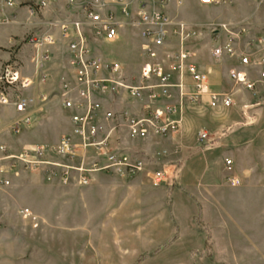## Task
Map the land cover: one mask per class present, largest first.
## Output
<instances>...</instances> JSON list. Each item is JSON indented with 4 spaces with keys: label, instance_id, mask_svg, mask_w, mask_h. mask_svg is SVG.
Segmentation results:
<instances>
[{
    "label": "crops",
    "instance_id": "1",
    "mask_svg": "<svg viewBox=\"0 0 264 264\" xmlns=\"http://www.w3.org/2000/svg\"><path fill=\"white\" fill-rule=\"evenodd\" d=\"M87 1L89 0H75L70 4L68 0H56L44 8H38L35 0H13L12 6H7L4 0H0V73L7 62L16 63L20 76L33 81L32 85L22 89V93L35 99V117L40 112L43 115L41 118L37 117L31 125L15 130L8 126L17 116L10 113L8 108L0 107V157L2 144L51 143L72 131L70 116L74 110L64 107L62 95L66 84H69L70 91L74 94L75 70L71 65V51L68 40L62 35L61 24L82 19L83 7ZM127 1L131 16H125L119 5H110L102 10V17H106L109 10L113 11L118 35L114 40L94 38L91 49L92 54L101 59L103 66L117 62L126 74L132 76L135 74H130L134 72L130 70L129 65H140L138 76L141 66L151 59L145 52L148 41L144 35V26L133 22L137 19L139 6L146 3L147 8L151 9L153 0ZM244 2L233 0L232 3L209 5L202 0H166L163 6L173 22L187 23L188 28L194 31L193 36L187 39L188 49L192 53L191 62L207 74V93L197 92L191 78L175 73L172 78V96L167 100H155L146 92L138 98H132L126 93L95 95V99L102 105L97 121L106 126L108 122L103 113L107 109L127 110L141 115L145 106L151 102L160 105L170 103L175 106L176 116L180 119V129L167 136H149L142 142L146 154L142 157L147 162L145 171L136 176L94 172L91 174L90 183L86 185L78 184L73 177L66 183L58 176H55L57 179H48L45 174L35 170L19 169L17 172L0 173V180H10L9 185L0 184V206L2 193L15 191L18 187L21 189L25 185L19 181L36 176L43 179L48 188L50 185H60L72 193V201L80 206L81 212L76 216L68 215L67 220L88 225L89 228L101 229L106 224L115 225L117 222H131L136 219L141 225H136L135 230L130 228L127 232L122 231L120 238L143 239V244L151 251L162 246L158 254L160 256L180 255L166 261L145 264H193L187 261L186 256L191 255L192 249L204 248L205 235L194 223V218L199 213L204 222L210 224L211 243L214 247L228 249L227 253H232L230 239L233 236L234 218H241L242 221L244 217L248 221L264 223V89L259 84L254 92L234 83L230 77V70L236 68L245 69L251 79H258L259 68H243L238 54L243 53L250 57L264 56V41H261V38H264V1H252L249 7L245 6ZM193 8L205 13V17H199ZM224 12L227 13L226 17H222ZM221 23L234 24L246 30L234 42L236 54H225L217 60L213 55V48L217 40L223 42L228 35L221 33L218 39L211 33L210 28ZM30 35H52L54 41L36 49L25 41ZM179 41V35L170 29L164 48L176 47ZM110 44L118 45L122 50L105 51L103 46ZM45 54L47 58H42L41 69L48 79L40 82L38 62L40 55ZM99 75L108 77L109 73L103 68ZM212 94L228 95L233 103L230 106H212ZM39 95L45 97L41 107L38 106ZM32 125L41 126L40 135L44 139L32 141L27 138ZM200 131H206L208 134V139L204 141L208 142L205 148L195 145L196 133ZM117 132L119 134V129ZM51 136L52 139H49ZM160 139L170 141L171 145L162 148L159 156L153 145ZM226 158L232 159L231 169L225 164ZM151 161L160 162V168H154L155 165ZM3 163L6 162L0 161V165ZM154 169L165 170L167 175L175 169L176 178L174 180L167 176L165 182L155 185L150 175ZM229 177H235L238 183L232 184ZM40 189V186L34 184V191ZM30 211L36 216V220L30 215L25 217H31L29 219L33 223L39 221V215L33 210ZM1 215L0 213V217ZM115 228L119 234L122 228L120 225ZM192 231L198 233L200 244L196 248L182 247L186 233ZM123 242L126 246L131 245L126 252L113 250L109 253L96 247L98 260L103 255H109L107 261L102 259L97 264H123L122 259L135 256L132 246L136 248L137 241ZM32 247V264H41L39 242H33ZM21 253L24 254V250ZM0 255V260L4 261V253L1 252ZM157 256L154 257L158 259Z\"/></svg>",
    "mask_w": 264,
    "mask_h": 264
},
{
    "label": "built area",
    "instance_id": "2",
    "mask_svg": "<svg viewBox=\"0 0 264 264\" xmlns=\"http://www.w3.org/2000/svg\"><path fill=\"white\" fill-rule=\"evenodd\" d=\"M4 1L7 6L13 5V0ZM35 1L38 8H44L56 0ZM68 1L72 4L75 0ZM202 2L218 5L232 3L233 0H202ZM165 4L166 0H153L151 9H148L144 3L137 11V19L133 23L144 26V35L148 41L145 52L151 59L141 66L138 76L126 74L117 62L103 66L101 59L94 56L91 49V42L94 38L104 37L108 40L117 38L113 11L109 10L107 16L102 17V10L110 5H119L125 16H131L132 12L127 0H89L83 7L84 17L82 19L61 24L62 35L68 40L71 51V65L75 70L76 90L74 94L71 93L69 84H66L62 95L64 107L74 110L70 116L72 132L65 134L57 145L38 144L24 148L18 153L2 146L0 161L6 163L0 165V173L17 172L20 168L42 169L48 179L58 176L66 182L73 177L78 184L86 185L90 183L91 174L94 172L136 176L146 170L145 158L133 154L118 144L115 145L113 131L116 130L118 123L124 121L128 123L132 137H146L150 129L165 134L173 132L180 126L175 106L170 103L160 105L157 102H151L145 106L143 116L127 110L117 113L112 109H107L103 117L112 123V127L107 131V127L95 121L102 107L101 102L95 99V95L126 93L132 98H138L146 92L155 100H167L172 96V78L175 73L181 77L191 78L197 92L201 94L208 92L207 74L191 62L192 53L188 49L187 39L193 36L194 31L188 28L187 23L173 22L163 8ZM4 19L10 21L7 18ZM170 29L179 35L180 41L176 47L165 49ZM245 30L244 27L225 23L211 27V33L215 34L218 39L221 33L228 35L223 42L217 40L213 48L214 57L219 59L225 54L235 55L234 42L236 38L242 36ZM25 41L38 49L45 43L53 42L54 38L52 35H30ZM261 41H264V38H261ZM238 57L243 68L248 66L259 68V78L251 79L249 72L245 69L232 70L230 77L254 92L257 90V85L264 87V56L250 57L241 53ZM42 58H47V55H40L38 62L40 82L48 79L47 74L41 69ZM103 68L109 73L108 77L99 75ZM32 83L30 78L20 76L18 65L14 62H7L0 73V107L8 108L10 113L17 116L8 126L12 129L18 130L23 126L31 125L36 118L34 115L35 99L22 93V89ZM38 100L40 101L38 106H43L45 97L39 95ZM232 103L233 100L228 95H211L210 104L212 106L219 104L230 106ZM207 135L206 131L198 132L199 141H206ZM225 164L228 169H231L232 159L226 158ZM165 174V170L152 171L150 175L153 184H161ZM228 179L232 184L238 183L235 177ZM0 184L9 185L10 180L1 179ZM23 213L36 220V216L32 215L29 208H25Z\"/></svg>",
    "mask_w": 264,
    "mask_h": 264
},
{
    "label": "rangeland",
    "instance_id": "3",
    "mask_svg": "<svg viewBox=\"0 0 264 264\" xmlns=\"http://www.w3.org/2000/svg\"><path fill=\"white\" fill-rule=\"evenodd\" d=\"M244 1V5L249 7L252 1L263 3L264 0ZM194 11H196L195 13H197L199 17H205L206 15L200 10L198 11L194 9ZM225 13L226 12L223 13L222 17L227 16V13ZM103 48L105 51L109 52H119L122 50L121 47H118V45L115 46L112 44L104 45ZM129 67L130 70L134 72L130 74H135V76H137V71L140 65H129ZM232 70L239 69H231L230 72ZM258 73L260 75V70ZM232 81L238 85L244 86L243 84L235 82L233 79ZM114 111L117 113L120 112L117 110ZM144 112L139 116H143ZM41 113L42 112H40L37 117L41 118V116H43ZM45 113L46 112H44V114ZM95 121L98 122L97 119ZM55 125L57 127V124ZM104 126L107 127L106 129L108 131L110 127H112V123L108 122V125ZM118 129L119 134L117 132ZM179 129L180 126L177 127L173 132L167 134L158 133L155 130L150 129L149 134L146 137H132L129 132L128 123L121 121L120 123H118L116 130L113 131L112 136L114 138L113 141L115 145L118 144L120 145V147H124L133 154L142 157L146 155L144 154L145 148L144 144L142 143L145 139L152 135L167 136L168 134L177 132ZM40 132L41 126L37 127L36 125H32L27 133V138L32 141H39V139H44L43 136L40 135ZM63 136L58 137V139L52 141L51 143L45 142L32 145H21L20 143H15L14 145L2 144V146H6L12 152L18 153L24 148H29L38 144L45 146L57 145L59 144ZM195 137V145L198 148H205V146L208 145V142L199 141V139L197 138L198 133H196ZM49 139H52V136ZM170 145V141L168 142L164 139H160L156 140L153 148H155V150H157V152L159 153L162 148ZM158 155L160 156V153ZM151 162L152 164L154 163V168H160V162ZM35 171H40L41 173L45 174L42 169ZM175 174V169H172L171 172L168 173V175L167 173L165 174L163 182L166 181L165 179L167 176L175 180ZM35 177L25 178L19 181V183L25 185V187L21 189H18V187L15 191L8 190V192H6L5 194H1L3 199L1 200L2 206H0V213L2 214V217H0V253H4V261L0 260V262H4L3 264H32L33 242H39L40 244L41 264H97V262H99V260L102 261V259H105L107 261V256L109 255H103L98 260L99 257L95 253V249H98L96 247H99L100 250L109 253H111L113 250L115 252L117 250L126 252L128 251L127 249L131 248V245L126 246L122 244L123 240L130 243L137 241V247L135 248L134 246H132L135 256H129L125 259H122L121 263L123 264H145L146 262L148 263L155 261L161 262L180 256L177 254L160 256L158 254L162 250V246L151 251L148 250V246L146 247V245L143 244V239L140 240V238H138L134 240L120 238L119 235L122 231L127 232L130 228L135 230L136 225L137 227L138 225H141L137 223L136 219L132 220L131 222H117V224L115 225L112 223L106 224L101 229H95L91 227L89 228L88 225L84 226L82 225V223L67 220L69 219L67 217L68 215L69 217L71 215L76 216L77 214L80 215L81 212L80 206L74 203L75 201H72V198H74V196L70 195L72 193L66 191L64 187L60 185H50L51 187L48 188V185L44 183L45 181L43 179ZM56 177L54 179H57ZM47 181L53 182L55 180ZM66 182L63 181V183ZM34 184L40 186L41 189L38 191H34ZM168 189L169 199H171L170 188L168 187ZM67 195L69 196L66 198ZM234 196H236V194ZM5 201L7 202L5 203ZM27 207L39 215V221L37 220L36 223H33V221L29 219L31 217H25L29 216L23 213L24 209ZM237 219L238 218H234L233 221V236L230 239L233 249H231L232 253L229 254L227 253L228 249L225 250L224 248H216V246L214 247V245L211 243L212 233L210 224L204 222V220L202 219V215L199 213L194 218V223L197 227L201 228V232L205 235L204 248L202 250L192 249L191 255L186 256L187 261H190L193 264H264V223L251 220L248 221L247 219H244V217L242 221L240 220L241 218H239V220ZM253 219L256 220L255 218ZM119 225L122 229L121 231H119V234H117L115 227ZM119 241H121V243ZM171 242L172 241L170 240L169 243ZM184 242L185 243H183L184 245L182 247L190 248L194 246L196 248L197 245L200 244L198 233L193 231L186 233ZM221 242L223 243V239L221 240ZM23 250L24 254L21 253V251ZM154 256H157L158 259ZM14 261H17V263H15Z\"/></svg>",
    "mask_w": 264,
    "mask_h": 264
}]
</instances>
